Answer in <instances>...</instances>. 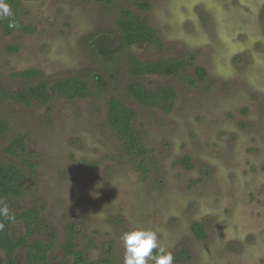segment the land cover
Here are the masks:
<instances>
[{
    "label": "rangeland",
    "instance_id": "obj_1",
    "mask_svg": "<svg viewBox=\"0 0 264 264\" xmlns=\"http://www.w3.org/2000/svg\"><path fill=\"white\" fill-rule=\"evenodd\" d=\"M138 1L151 7L141 10ZM123 8L159 31L161 49L122 44L117 18ZM22 19L35 30L5 34L0 28V87L18 93L76 77L94 92L74 99L52 93L45 104L0 102V117L11 124L0 135V162L28 175L24 193L4 203L13 214L40 209L35 238L53 245L47 264L72 261L62 250L69 223L87 261L124 264L123 233L145 228L158 233L174 264H264V0H23ZM103 34L111 38L96 44ZM103 44L115 49L110 57L100 52ZM9 46L19 50L7 52ZM128 54L192 61L172 76L134 78ZM32 68L41 75H15ZM133 79L150 89L173 87L174 109L140 104L126 88ZM112 95L137 112L134 125L149 148L147 176L129 163L107 126ZM19 133L27 150L7 153ZM185 155L192 168L179 162ZM25 158L35 162L34 174ZM195 221L207 239L195 236ZM11 232L23 235V222ZM16 256L23 260L25 250ZM0 264H7L2 249Z\"/></svg>",
    "mask_w": 264,
    "mask_h": 264
},
{
    "label": "trees",
    "instance_id": "obj_2",
    "mask_svg": "<svg viewBox=\"0 0 264 264\" xmlns=\"http://www.w3.org/2000/svg\"><path fill=\"white\" fill-rule=\"evenodd\" d=\"M96 2H108L109 0H94ZM9 4L12 15L0 19V28L5 34H12L16 31L31 33L34 27L26 24L22 19L23 0H6ZM137 7L141 10H148L151 7L148 1H138ZM14 20L17 27H9V21ZM117 24L121 34V42L124 45H153L157 49L163 47L162 39L159 31L150 25L140 14L135 13L129 8L120 10L117 18ZM111 36L103 34L96 39V44L100 41L106 42ZM120 46V44H118ZM18 46H9L7 52L16 53ZM105 57H110L115 49L103 44L99 48ZM192 57H182L177 59H162L156 61H143L134 54L127 55L128 73L134 77L159 75L172 76L186 64H190ZM197 72L200 77L206 75V70L198 67ZM23 79H31L41 75L38 69H26L15 74ZM128 93L136 99L140 104L154 107L163 112L170 113L176 104L177 92L171 86H160L156 89H150L144 83L138 80H131L127 83ZM52 93L63 95L68 99L87 98L94 95L90 84L81 78L69 77L58 79L53 82L42 81L37 84H31L26 91L15 93L9 89L0 87V102L2 100L13 101L30 105L33 102L41 104L47 103ZM106 123L113 134L118 138L123 152L129 163L134 165L136 169L144 176L148 175L149 167L146 163L149 148L144 142L140 130L134 125L137 112L120 98L112 95L106 99ZM10 121L0 117V135L6 133L10 129ZM27 150L26 135L19 133L10 141L6 147V152L17 155L19 152ZM179 162L187 168H192L193 164L188 155L179 159ZM23 163L34 174L36 172V164L30 159H23ZM28 182L27 173L14 164H6L0 162V201L12 197H19L24 193ZM15 215V220L10 221L0 218V223L4 227L0 229V249L4 251L7 264H47L49 263L50 254L53 245L49 242L35 238L36 227L41 219V211L39 208L33 207L24 209ZM23 222L25 233L14 238L11 232L13 223ZM75 224H67L68 238L62 244V250L65 257H71L72 261L64 259L60 262L50 264H107V258L87 261L82 250L76 248L75 244ZM192 230L199 239H207L208 234L201 222L195 221L192 224ZM19 249L25 250L24 259L19 261L16 252ZM155 252V250H154Z\"/></svg>",
    "mask_w": 264,
    "mask_h": 264
},
{
    "label": "clouds",
    "instance_id": "obj_3",
    "mask_svg": "<svg viewBox=\"0 0 264 264\" xmlns=\"http://www.w3.org/2000/svg\"><path fill=\"white\" fill-rule=\"evenodd\" d=\"M11 15L9 4L0 0V19ZM9 27H17L16 22L10 20ZM0 218L15 220V215L3 201H0ZM3 227L0 223V229ZM121 239L125 248L124 264H174L173 253L159 243L158 233L153 229H131L124 232Z\"/></svg>",
    "mask_w": 264,
    "mask_h": 264
}]
</instances>
